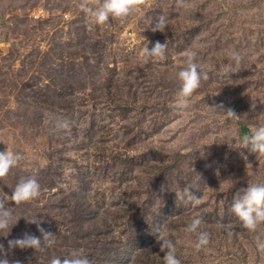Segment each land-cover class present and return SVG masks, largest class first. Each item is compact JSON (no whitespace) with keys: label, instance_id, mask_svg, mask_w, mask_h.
<instances>
[{"label":"rangeland","instance_id":"obj_1","mask_svg":"<svg viewBox=\"0 0 264 264\" xmlns=\"http://www.w3.org/2000/svg\"><path fill=\"white\" fill-rule=\"evenodd\" d=\"M79 2L0 0V152L21 154L23 159L16 168L22 171L33 172L45 164L47 136L18 125L28 122L32 109H43V104L68 114L71 120L81 121L90 114L102 126H114L111 136L123 137V123L135 120L138 114L125 121L118 116L105 117L102 111L92 110L93 102H101L109 81L126 76L128 64L146 67L143 93L150 95L151 107L141 114L145 127L141 135L150 145L185 152L174 174L180 188L176 201L189 219L202 217L200 230L209 233V244L197 250V238L175 227L163 237L173 240L181 264H264V251L256 245L257 233L264 237V225L257 233L249 232L230 211L238 190L264 184V156L243 148L246 135L239 136L233 126L238 118L250 130L264 125V0H184L183 6L178 0H146L126 22L112 20L102 26L79 9ZM220 2L225 7L215 10ZM159 15L166 17L167 25L249 21L258 24V32L250 43L231 45H216L204 35L201 42L181 46V52L175 51L176 45L167 46L163 60L144 65L143 48L165 42L159 39L164 32L151 31ZM130 45L134 51L125 52ZM214 47L228 51L212 52ZM193 51L209 79L201 81L187 110L164 111L165 100L174 106L180 89L176 74L185 54ZM233 51L241 56L238 64L243 68L238 75L226 81L220 78L221 83L212 85L211 64L236 65L231 59ZM213 94H225L229 105L224 109L241 115L234 112L238 117H228L214 109ZM185 188L200 198L199 205L180 199Z\"/></svg>","mask_w":264,"mask_h":264},{"label":"trees","instance_id":"obj_2","mask_svg":"<svg viewBox=\"0 0 264 264\" xmlns=\"http://www.w3.org/2000/svg\"><path fill=\"white\" fill-rule=\"evenodd\" d=\"M221 3L214 9H223L225 6ZM257 32L258 24L249 21L168 24L159 39L170 48L176 45L175 51L181 52V46L201 42L204 35L216 45H231L250 43ZM225 51L228 49L214 47L212 52L224 54ZM228 66L232 67V73L225 75ZM243 66L212 63L209 71L212 85L221 83L220 78L226 81L238 75ZM127 67L125 77L106 84L101 102L94 100L92 110L124 121L138 114L139 118H129L121 127L130 136L114 138L112 124L109 128L102 126L90 114L81 121L80 118L71 120L68 114L63 115L44 104L43 109H32L28 122L18 124L47 136L45 164L33 172L14 167L6 178L0 179V200L7 203L12 213L11 223L16 222L8 233L0 231V244L7 249L8 240L21 238L24 233L39 237L37 225L28 222L33 218L41 222L40 227L55 234V243L44 251L12 249L8 255L10 264L16 260L20 264H50L53 258L63 259L74 249L87 256L91 264H164L158 239L170 228L186 229L191 222L176 201L180 188L174 174L178 173L185 152L150 145L141 135L145 130L141 114L151 107L150 95L143 93L142 77L147 68L134 64ZM213 97L214 106L229 105L225 94L220 97L213 94ZM162 105L164 111L174 108L169 99ZM155 107L158 109L152 105ZM233 126L239 136L251 134L240 118ZM31 177L41 185L40 197L20 205L8 201L15 186Z\"/></svg>","mask_w":264,"mask_h":264},{"label":"clouds","instance_id":"obj_3","mask_svg":"<svg viewBox=\"0 0 264 264\" xmlns=\"http://www.w3.org/2000/svg\"><path fill=\"white\" fill-rule=\"evenodd\" d=\"M183 6L184 0H178ZM146 4V0H80L78 7L84 13H87L96 25H105L112 20L124 23L133 14L141 10ZM167 27V19L163 15L156 18L155 25L151 28L152 32L163 33ZM144 39V38H143ZM148 44V42H147ZM167 49L166 42L156 41L149 49L143 48L142 61L144 65L152 64L165 58ZM185 60L179 68L176 78L180 82V89L174 102V110L177 112L185 111L190 107V99L197 89L201 86V81H207L209 74L197 62L196 52H187ZM231 59L237 64L241 61V56L233 51ZM232 73V67L225 68V75ZM218 94V93H217ZM216 94V95H217ZM223 111L228 117H238L231 108L224 109L223 105L213 107ZM243 148L248 149L249 153L264 156V125L253 127L250 135L243 138ZM247 159V157H244ZM23 159L22 155L10 150L0 152V179L8 176L10 171L16 167ZM41 195V185L35 177L20 181L8 197L15 205L31 202ZM187 199L195 204H200V198H197L189 188H185L180 195V199ZM230 211L241 221L242 226L249 232L257 233L259 226L264 225V184H253L246 188L238 190L233 196ZM12 213L7 203L0 200V231L9 232L13 223H11ZM37 225V231L40 236L24 233L21 238L11 239L7 242V249L0 244V264H10L8 255L12 249L19 248L33 249L34 251H44L55 243V234L40 227V221L35 218L28 221ZM203 223L202 217H195L186 228V232L196 236L195 248L197 250L209 244V233L201 231ZM160 250L164 252V264H181L177 258V248L173 240L168 237L159 238ZM256 245L261 251H264V237L259 233L256 235ZM11 264H20L19 260ZM50 264H91L87 256L79 250L72 252L65 258L55 257Z\"/></svg>","mask_w":264,"mask_h":264},{"label":"built area","instance_id":"obj_4","mask_svg":"<svg viewBox=\"0 0 264 264\" xmlns=\"http://www.w3.org/2000/svg\"><path fill=\"white\" fill-rule=\"evenodd\" d=\"M133 51H134V46L133 45L127 46V48L125 49V52H127V53H131Z\"/></svg>","mask_w":264,"mask_h":264}]
</instances>
